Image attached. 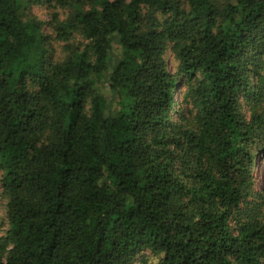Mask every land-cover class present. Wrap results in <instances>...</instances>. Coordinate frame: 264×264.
Wrapping results in <instances>:
<instances>
[{"label": "trees", "instance_id": "1", "mask_svg": "<svg viewBox=\"0 0 264 264\" xmlns=\"http://www.w3.org/2000/svg\"><path fill=\"white\" fill-rule=\"evenodd\" d=\"M262 151L264 0H0V264H264Z\"/></svg>", "mask_w": 264, "mask_h": 264}, {"label": "rangeland", "instance_id": "2", "mask_svg": "<svg viewBox=\"0 0 264 264\" xmlns=\"http://www.w3.org/2000/svg\"><path fill=\"white\" fill-rule=\"evenodd\" d=\"M34 13L37 14L40 18L46 19V9L44 8H39L35 7L33 9ZM169 64L173 66L174 61L172 58H169ZM255 176H256V185L258 187H264V151L259 153L257 156V160L255 162ZM1 194V191H0ZM3 204H4V199L0 195V220L2 219L3 216Z\"/></svg>", "mask_w": 264, "mask_h": 264}]
</instances>
